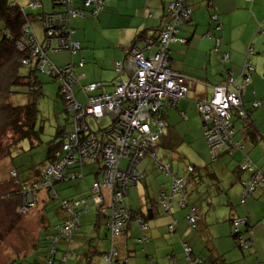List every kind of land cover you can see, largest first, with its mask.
Segmentation results:
<instances>
[{
    "label": "crops",
    "instance_id": "1",
    "mask_svg": "<svg viewBox=\"0 0 264 264\" xmlns=\"http://www.w3.org/2000/svg\"><path fill=\"white\" fill-rule=\"evenodd\" d=\"M84 1L75 0V5L86 8ZM173 1L103 0V8L98 15L85 14L72 20L75 29L73 37L82 45L80 52L72 56L67 50L51 49L49 56L57 65L83 59L86 63L76 68L78 74L84 73L86 83L101 81L104 84L101 92H111L119 78V71H124L121 73L123 78L125 73L130 76L126 68L119 70L116 63L123 61L127 65L130 51L139 41L137 37L140 34L155 43L151 50H145L146 55L158 49L159 35L167 23L166 15ZM41 2V10L51 12L47 8L52 0ZM188 3L192 8L191 17L179 27L178 36L181 39L170 46L172 67L190 78V91L176 107L167 108L165 135L156 148L157 155H147L134 163L135 171L140 172L143 178L128 188L124 200L129 210L146 217L149 229L144 234L149 240L139 243L138 238L143 232L136 220H131L122 234L114 242L111 241L108 237V216L100 214L88 201L89 209L81 214L80 228L70 240L60 239L58 242L56 257L61 258L64 251L73 252L66 258L65 264H110L102 254L110 251L112 246H116L120 253L118 264H190L186 262L185 244L191 246L197 262L202 258L203 263L206 261L208 264H264V187L257 189L247 203L241 205V180L247 179L249 174L236 172L245 153L264 170V0H188ZM85 13L90 14L89 11ZM212 14L215 17L211 18ZM32 26L41 40L43 24L35 21ZM40 28L41 31L38 30ZM251 45L254 53L250 58L254 71L251 83L243 91V100L251 109V120L259 136L253 141L243 128L242 121H235V137L244 142L245 153L236 150L232 156L222 155L212 162L204 135L202 137L201 130L197 128L202 122L197 103L208 99L212 86L224 81L228 75L237 78ZM214 46L220 51H215ZM225 53L229 57L223 61L221 56ZM84 79L81 83L85 84ZM78 85L75 93L79 100L84 101L86 95ZM254 101L260 104L253 108L251 102ZM198 143L203 144V151ZM123 161L126 162V159L123 158ZM158 161L172 162L178 175H185L187 165L196 166L197 172L187 186L186 196L196 206L199 215L197 228L189 225L186 218L188 211L178 206L177 196L172 204V213L166 214L159 196L161 192L170 190L171 178L159 171ZM209 171L216 175L213 178L208 176ZM72 182L76 183L74 187L59 184L60 189L54 184L57 196L87 198L91 185H86L83 179ZM66 186L64 193L69 194L68 197L62 194ZM131 187L137 190L136 199L131 195ZM75 194L78 195L73 197ZM49 196L48 190L42 189L38 194L36 212L30 219L27 218L33 223V246L27 253L16 252L5 264H22V256L32 255L42 246L45 250L37 253V260L32 264L50 263L49 240L52 236H60V228L71 214L61 206L60 199L50 200ZM77 209L81 208L78 206ZM108 212L111 213V210ZM237 216H247L251 222L254 241L246 252L239 251L230 236V220ZM174 219L177 225L170 232L168 225ZM42 236L44 244H41Z\"/></svg>",
    "mask_w": 264,
    "mask_h": 264
},
{
    "label": "built area",
    "instance_id": "2",
    "mask_svg": "<svg viewBox=\"0 0 264 264\" xmlns=\"http://www.w3.org/2000/svg\"><path fill=\"white\" fill-rule=\"evenodd\" d=\"M60 2L63 5L62 11L42 16L46 27L44 44L41 45L35 40L29 32L28 25L24 28L25 42L31 44L34 53L39 56L42 61L41 68H47L48 72L60 75L62 91L69 102L68 110L75 112V122L72 131L64 135L63 151L57 152L58 160L44 168L40 180L23 186L25 201L19 210L27 212L34 206L35 191L40 187H49L56 180L75 179L82 175L79 171L73 170L71 166L101 161L99 173L89 198L99 206L103 214L108 216V225L114 237L120 234L131 216L124 201L127 187L141 175L138 172H132L131 165L143 157L144 151L148 149L147 143L152 144L156 137V135H149L150 129L147 120L150 117V112H157L166 98L178 100L188 92L186 77L167 68L166 49L168 44L176 39L175 34L179 25L189 19L192 9L187 5L186 0L172 2L166 15L167 23L160 32L163 50L146 57L144 52L151 46L146 41L139 40L130 51L131 55L127 65L124 62L117 64L119 70L126 68L129 71L130 78L119 79L112 92L87 94L86 104H81L76 99L73 88L81 77H84V74H76L75 65L72 63L58 68L45 58L46 50L67 49L75 53L80 48V42L71 37L74 31L71 19L78 15L83 16L84 11H79L74 6L73 0H60ZM85 3L87 6L94 5L93 13H97L102 8L103 0H86ZM37 5L35 1L31 3L32 7ZM219 42L220 40H218ZM251 53H253L252 45L249 46L248 56L244 61L242 88L236 87L234 90H230V87L234 85L233 80L230 79L225 84L215 85L211 99L198 104L208 123L206 136L210 141L212 152L215 148H221V145L227 148L238 145L232 138L231 108L240 107L242 104V93L247 82L250 81L253 71V64L249 57ZM228 57L229 54L225 53L223 61ZM100 87H102L100 82L90 83L84 87V91L91 93ZM242 113H245L244 110ZM103 117L111 119L107 126L100 127L98 124ZM145 120L146 122H144ZM91 121L98 127L94 128ZM160 124L162 123L160 122ZM134 131L141 134L140 139L137 137L138 135L133 136ZM145 133L149 136L146 140H141L142 135L146 136ZM55 141L57 142L58 139ZM151 155L155 156L156 154L152 153ZM122 157L131 159V165L127 171L119 168ZM248 166H251L250 162L245 163L243 168ZM13 173L15 174L14 171ZM185 181V177L174 178L170 198L163 192L159 196L160 203L165 204L175 192H181L180 189ZM256 186H258L257 179H252L244 191V195L253 192ZM183 202L184 198L181 199V204ZM62 203L70 212L71 217L66 219L60 228V236L52 238L51 253L56 251V245L60 238L71 239L73 232L79 227L81 211L87 210L85 199L63 200ZM78 206L81 207V210L77 209ZM164 207L168 209V203ZM108 208L111 209V213L108 212ZM195 219L196 216L193 214L188 216V220L191 222H194ZM139 221L143 228H147L148 224L143 219L139 218ZM186 249L188 253H191L190 247ZM116 255L117 250L112 247L108 253L104 254V257L111 262Z\"/></svg>",
    "mask_w": 264,
    "mask_h": 264
},
{
    "label": "trees",
    "instance_id": "3",
    "mask_svg": "<svg viewBox=\"0 0 264 264\" xmlns=\"http://www.w3.org/2000/svg\"><path fill=\"white\" fill-rule=\"evenodd\" d=\"M26 4L22 3L21 0H0V137L5 136L6 138V144L4 145L5 150H2L0 153V160L4 159L5 157H7L8 155H10V153L13 151V147L16 146V144L18 142H21L22 139L28 138L31 146H34L36 143H38L41 140V134L43 131L42 126H37L38 124V118H39V114H40V108H39V100L41 97H43L44 95V91H43V81L40 79V74L43 75H47L49 77H51L52 79L59 81V91H58V96L61 99V102L64 105V109L68 112V114L70 116H68L69 120H71L72 123V128L70 130H67L64 126H59L58 129L56 130L55 134L52 136L51 140L47 143V147H46V156H45V160L43 162V164H37L32 166L31 170H33L36 167H42L43 165H45L46 163L52 161L55 158V152L58 149L60 152L63 151L62 148V144L64 141V135L67 133H70L73 129V123L74 121V117H75V112L74 111H70L68 110V100L65 98V94L63 93V89L61 86V79H60V75L56 74L55 72H48L47 68H41V64L42 61L40 60L39 56L34 53V49L31 46V44H27L24 41V26L28 25L29 23H34L36 22H42V16L45 15V12L42 9V2L41 0H26ZM35 1L37 2V6L32 7L31 3ZM86 1V0H85ZM84 1V2H85ZM176 1V0H174ZM173 1V2H174ZM187 1V5L189 7H191V5L188 3ZM252 1V0H249ZM74 6L77 7L75 5V0H73ZM94 6V5H93ZM93 6L91 5H85L86 8H81V7H77L79 11H84L83 15H98L100 13V11L103 8V3H102V8L97 12V13H93ZM63 9V5L61 4L60 0H52V11L53 13H57L62 11ZM192 9V8H191ZM90 14H87L85 12H88ZM85 15V16H86ZM77 17H80V15H78ZM76 17V18H77ZM191 17V15H190ZM189 17V19H190ZM213 17V14L211 15V18ZM188 19V20H189ZM188 20L183 21L179 27L186 23ZM73 26V22L71 23ZM217 26V25H216ZM74 27V26H73ZM46 28V27H45ZM178 31L175 34L176 39L172 42H170L168 44V48L166 49V54H167V68H169L170 70H172L173 72H176L177 74L183 75L186 77V85L188 87V92L187 94L183 97L186 98L188 96V93L190 91V78L183 74L182 72L175 70L172 67L171 64V44L174 43L177 40H180L181 38L178 36ZM144 34V33H143ZM160 36V35H159ZM48 37H52V36H48ZM46 37H44L43 39L45 40ZM137 40H143L146 41V43L148 45H150L151 47L147 50H151L153 48V45L155 44L154 41L146 39L142 34H140L137 37ZM38 42V40H37ZM42 43L43 42H39ZM22 44V46H21ZM44 44V43H43ZM143 45V43H142ZM31 46V47H30ZM82 49V45L80 42V48L73 53L72 51L68 50L71 55L73 56L74 54H77L80 52V50ZM163 47L161 45V37H159L158 40V49L156 51H154L153 53L146 55V57L153 55L159 51H162ZM214 50L215 51H220L218 49L217 46H214ZM50 50H46L45 51V58L49 59L50 62H52L56 67L60 68L65 66L64 65H57L49 56V52ZM145 53V52H144ZM254 53V52H253ZM251 53V54H253ZM250 54V55H251ZM249 55V57H250ZM248 56V55H247ZM223 57V55L221 56V58ZM251 59V58H250ZM223 60V59H222ZM252 61V60H251ZM123 61H118L116 63V67L117 64L122 63ZM74 64L75 65V71L77 67H82L86 62H84L83 59L78 60V61H72L69 62L67 64ZM253 64V61H252ZM22 66H27L29 67V71L26 73H22L21 72V67ZM244 63L242 65V71L241 73L237 76V78H234L232 75H228V77L217 84H214L213 87V91L211 93V96L214 92V86L218 85V84H225L227 83L230 79L233 80L234 85H232L230 87V90H234L236 87H241L244 84V77L242 75L243 71H244ZM253 71H254V66H253ZM250 75V81L247 82L248 86L251 83V76L252 73ZM77 72V71H76ZM118 72V71H117ZM124 72V71H122ZM122 72L119 71V78L118 80L114 83H118L119 79H129L130 76H128L127 73L124 74L125 78H123L122 76ZM229 74H231L229 72ZM121 76V77H120ZM82 82V79L80 80ZM79 83L82 91H84V87L86 85H88L89 83H94V82H88V83ZM101 82V81H100ZM246 82V81H245ZM102 83V82H101ZM20 85V86H25V90L21 91V90H16L13 88V85ZM104 86V84L102 83V87ZM245 86V88H246ZM77 87V86H76ZM73 88L74 94L76 99L78 100L79 103L81 104H86L87 98H85L84 101L79 100V98L77 97L76 93H75V88ZM100 87V88H102ZM24 88V87H23ZM100 88H98L96 91H93L91 93H87V94H99L101 93ZM18 93H23L26 94L28 96L27 101L24 104H17L13 101V97L14 95L18 94ZM244 93V92H243ZM243 93H242V104L240 107H232L231 108V117H230V122L232 124V129H233V140L235 141V143L237 142L238 145L235 147H225L224 145H221V148H215L214 152H212L211 150V146H210V141L206 136V125H208V123L205 121L204 118V114L201 112V110L199 109V102H207L211 99V96L208 99H202L200 101H198L197 103V108H198V112L202 118V123H203V135L207 144V148L210 154V158L212 159V162L217 161L222 155H233L234 152H236V150H242L245 153V144L242 140H237L235 137V133H236V128H235V121H242L243 125H244V129L247 131L248 136L253 140L256 141L258 139V130L256 129V127L254 126L253 121L251 120V109L250 107L246 106V103L243 100ZM87 94L86 97H87ZM180 98V99H183ZM175 100L173 98H166L165 100H163V104L161 107H159V109L157 110V112H150V117L147 120L148 125H149V129H150V134L149 135H156L154 142L151 143H147V147L148 149L146 151H144V155L143 157H141L139 159L142 160L144 157H146L147 155L151 156L152 153H156V148L158 145H160L163 141V137L165 135V114H166V110L168 107H176L178 101L180 100ZM260 104L259 101H254L251 102V106L257 107ZM244 110L245 113H242V111ZM102 120V119H101ZM146 122V120L144 121ZM160 122L162 124H160ZM211 126V125H210ZM100 127H102L100 125ZM39 128V129H38ZM138 133V134H137ZM145 135H142L141 140H146L147 136H149L147 133H145ZM11 135V136H10ZM137 136L141 137V134L138 131H134L133 132V136ZM10 136V140L8 139V137ZM132 136V137H133ZM55 139H58V141L56 142ZM236 143V144H237ZM156 155L154 157H156ZM152 157V158H154ZM131 159L130 157L126 158V166L129 165ZM159 162V161H158ZM247 162L251 163V166L247 167V168H243V165ZM211 163L207 164L206 167H208V165H210ZM90 165H94V164H90ZM134 165V164H133ZM159 171L163 174H165L166 176H168L169 178H171V187L170 190L168 192H164L169 198L171 195V191H172V187H173V182H174V178L176 177H185L186 181L184 183V185L181 187V192H175L172 196L171 199H168L166 201L165 204H162L163 208L165 209L166 214L170 215L172 213V204L174 201V198L177 196L179 197V201L178 206L182 209H186L188 211V214L186 215L187 221L189 223V225L193 228H197V222L199 219V215L196 212V206L191 203L188 200V196H186V192H187V186L191 180V178L196 174V166L195 165H187V171L185 173V175H178L177 173H175V170L173 169L174 166L171 163H157ZM96 170L98 171L99 169V165L98 163L96 164ZM124 166V167H126ZM11 167V166H10ZM192 167V169H191ZM251 167H253L251 169ZM15 172V174L11 171ZM39 170V168H38ZM31 171L30 175L27 178H24L23 180H21V183H31L33 181H35V179H37V173L39 171ZM239 171L240 173L242 172H247L249 174V177L247 179H243L241 180L242 182V190L240 192V204L241 205H245L247 203V200L253 196V194L256 192L257 189L259 188H263L264 187V170L259 166V164H257L252 158H250L248 155H246L245 153V158L243 157V159H241V161L239 162V165L236 167V172ZM95 172V170L93 171ZM10 175L11 177H13L14 181L18 180L19 176H20V171L17 170V167H13L10 168ZM140 173V172H139ZM141 174V173H140ZM207 175L210 177H214L216 174L214 172H207ZM258 175V176H257ZM34 177H36L35 179H33ZM143 178V175L141 174L139 176V178L136 180L140 181ZM252 179H257L258 182V186H256L255 190L247 195H244V191L246 190V188H248L249 183L251 182ZM12 181V180H11ZM16 182V181H15ZM17 183V182H16ZM32 184V183H31ZM18 186V188L16 189L15 186L13 185H9V187L11 188V192L8 194V196H11L12 198H15L16 203L20 204L22 203V192L21 191V185L19 183H17L16 187ZM23 187V185H22ZM24 189V188H23ZM163 193V192H161ZM160 193V194H161ZM184 198V202L183 204H181V199ZM168 203V209H166L164 207V205H166ZM126 204V203H125ZM127 207V205H125ZM128 211L130 212V219L128 220L127 224L122 228L121 232L119 235L116 236H112V230L109 227V234H111V241L114 242L115 238L117 236H120L123 232V229L126 228V226L129 224V222L131 220H136V222L140 225V221L139 218H143V221L145 223L148 224L147 228H143V226L140 225V230H142L143 234L141 235V237L138 238L139 243H145L147 240H149L147 234L144 232H147L149 229V222L147 221L146 217L144 216H139L136 213L132 212L131 210H129V208L127 207ZM190 214H193L196 216V219L194 222H191L188 220V216ZM231 233L230 236L232 238V240H234L235 242V246L237 248H239L240 251L246 252L248 250H250L251 245L253 244V236L251 233V222L249 220V218L247 216H237V217H233L231 218ZM238 222V223H237ZM177 225V220L174 219V222L172 221L168 227L170 228V232H173L176 228ZM74 233V232H73ZM109 237V236H108ZM72 238V237H71ZM62 239V238H60ZM52 239H50V246L53 245V242L51 241ZM64 240V239H63ZM60 241V240H59ZM113 248H115L117 250L116 246H112ZM187 247H190L189 245L185 244L184 245V254L186 255V262H189L190 264H198V262L196 261L197 257L193 256V253H188L187 252ZM57 251L58 246H56ZM112 249V248H111ZM192 249V248H191ZM109 251L103 253L102 255L104 256V254L108 253ZM73 254V252L70 251H64L61 255V258L56 257V251L54 253H50L48 255L49 257V264H65L66 262V258H68L69 255ZM47 257V258H48ZM202 261L203 259L200 258ZM119 261H121V256L119 251L117 250V255L114 256L112 258V261L110 262V264H118ZM205 261V260H204ZM206 262V261H205ZM154 263V261H153ZM7 264V263H6ZM14 264V263H12ZM155 264V263H154ZM208 264V263H206Z\"/></svg>",
    "mask_w": 264,
    "mask_h": 264
},
{
    "label": "rangeland",
    "instance_id": "4",
    "mask_svg": "<svg viewBox=\"0 0 264 264\" xmlns=\"http://www.w3.org/2000/svg\"><path fill=\"white\" fill-rule=\"evenodd\" d=\"M21 2L26 4V0H21ZM50 9L52 10V3L48 2L47 10ZM38 30L41 31V28ZM28 71L29 67H21L22 73H26ZM39 76L40 79L43 81L44 91L43 97H41L39 100L40 114L37 124V126H42L43 128L42 133H40L41 140L34 146H31V143L28 138L22 139L21 142H18L16 146L13 147V151L10 153V155L0 160V264H5L6 260L9 259L11 256L15 255L16 252L27 253L31 246H33L35 241V234L34 230L32 229L33 223L27 218L30 219L31 215L36 212L35 208H37L38 205L32 210H29L28 212L18 211L16 208L18 203H16L15 198L8 196L12 188H10L9 185H13L17 189V183L21 185L20 181L24 178H27L30 175L31 171H37L38 168H40L36 167L31 170L32 166L40 163L41 165L43 164L46 156L47 143L51 140L52 136L55 134L59 126H64L67 130H70L72 128L71 120H69L68 118V116L70 115L64 109V105L61 102L60 97L58 96L59 81H56L47 75L40 74ZM86 81L87 79L85 78L84 82L86 83ZM13 88L21 91L25 90V86H20L17 84L13 85ZM27 99L28 96L23 93H18L13 97V101L17 104H24ZM107 122V118L102 119L100 121V125L102 127H105ZM197 128L201 130L203 137L202 122ZM192 129H195V127H192ZM10 136L8 137L9 140ZM5 144V136L0 137V153L2 150H5ZM198 145L201 151H203V144L198 143ZM121 165L122 167H124L126 165V162L123 161ZM10 166L11 168L12 166L17 167V170L20 171V176L18 180H15L17 183L13 180L14 178L11 177L9 173ZM96 167V164L87 165L84 167L86 175L83 180L86 181V185L90 186L93 184L94 175L91 171L96 170ZM168 181H170L169 178ZM59 184H67L70 186H73L74 184L76 185V183L72 181H61L56 183L55 187L60 189V187L58 186ZM66 188L67 186L62 189V194L64 197L70 196L69 194L64 193L66 191ZM137 194V190L131 187V195L135 199L138 196ZM77 195L78 194H75L73 195V197H76ZM22 198L24 199L23 194ZM48 198H50V200L60 199V197L52 198V196H49ZM41 238L43 240L41 241V244H44V236H42ZM109 239L111 240V234H109ZM43 247L44 246H42L40 251H43V249L45 250V247ZM40 251H36L35 253L33 252L32 255L26 254L22 256V264H32L33 262H35L37 260L36 257L38 256L37 253L40 254ZM14 264H17V262H15Z\"/></svg>",
    "mask_w": 264,
    "mask_h": 264
},
{
    "label": "clouds",
    "instance_id": "5",
    "mask_svg": "<svg viewBox=\"0 0 264 264\" xmlns=\"http://www.w3.org/2000/svg\"><path fill=\"white\" fill-rule=\"evenodd\" d=\"M50 13H53L52 11L51 12H45V15L46 14H50ZM76 18V17H75ZM74 18H72L71 19V23H72V20H73ZM43 22V21H42ZM43 24V34H42V39L40 40L37 36H36V34H35V31H34V28H33V26H32V23H29L28 24V26H29V32H30V34L35 38V40H38V42H44V37H46V28H45V26H44V23H42ZM27 26V25H26ZM71 26H72V24H71ZM24 28H25V26H24ZM72 28H73V33L75 32V29H74V27L72 26ZM73 33H72V35H71V37H72V39L73 40H75L74 39V37H73ZM24 41H25V31H24ZM78 41V40H77ZM80 42V41H79ZM60 50H67V49H60ZM68 51V50H67ZM222 59H223V57H222ZM228 60V59H227ZM226 61V60H225ZM245 61V60H244ZM66 65H68V64H66ZM65 65V66H66ZM64 67V66H63ZM75 73L76 74H78V72H76L75 71ZM84 74V73H83ZM79 75H81V74H79ZM83 77H81V79H82ZM80 79V80H81ZM78 81L76 84H75V86L74 87H76L81 81ZM94 83H97V82H94ZM101 83V82H100ZM90 84V83H89ZM115 86V85H114ZM114 89V88H113ZM113 91V90H112ZM111 91V92H112ZM85 94H87L86 92H84ZM87 98V97H86ZM105 118H107L108 119V122H107V124L105 125V126H107L108 124H109V120L111 119L110 117H103L102 119H105ZM100 121H101V119H100ZM91 125L95 128V127H98V126H100V122H99V124H98V126L93 122V121H91ZM57 152L59 153L60 151L57 149L56 150V152H55V158L52 160V161H50V162H48V163H46L45 165H43L42 167H40L39 168V172L37 173V179H35L36 177H34L33 179H35V181H37V180H40L41 179V177H42V172H43V170H44V168H46L47 166H49L50 164H52V163H54L56 160H58V156H57ZM63 155V154H62ZM126 159L127 157H122L121 158V160H120V163H119V168L121 169V170H123V171H127L128 170V168H129V166L131 165V163H129V165L128 166H126V167H122V159ZM139 161V160H138ZM137 161V162H138ZM98 163V165H99V169H100V164H101V161L99 162V161H96V162H87V163H84V164H82V165H78V166H71V168L73 169V170H77V171H79L82 175L80 176V177H77V178H75V179H68V180H56V181H54L49 187H40L39 189H37L36 191H35V204H34V206H32L29 210H32L34 207H36L37 206V203H38V194H39V192L42 190V189H46V190H48V193H49V195H50V197L52 196V198L54 197V198H56V197H58L57 196V194H56V192H55V190L53 189V186H54V184H56V183H58V182H61V181H75V180H78V179H84L85 178V173H84V167L85 166H87V165H90V164H97ZM134 164V163H133ZM133 164L131 165L132 166V172H138V171H135V169H134V167H133ZM99 169H98V171L97 170H95V172H93L94 173V180H93V184H94V181L96 180V177H97V174L99 173ZM14 171V170H13ZM13 171H11V172H13ZM139 173V172H138ZM140 174V173H139ZM137 180V179H136ZM34 182V181H33ZM32 183V182H31ZM31 183H21V191L23 190V187H22V185L24 186V185H29V184H31ZM135 183V181L133 182V183H131V184H129L128 185V187H127V190H128V188L131 186V185H133ZM93 184L89 187V189H90V192H89V195L87 196V198L86 197H83V198H79V199H68V198H60V203H61V206L63 207V208H65L64 206H63V203H62V201L63 200H69V201H76V200H81V199H85V204L87 205V210L86 211H88V209H89V206H88V204H89V202L88 201H90L96 208H97V210H98V212L100 213V214H103V212H101V210L99 209V206L97 205V204H95L94 203V201L92 200V199H90L89 198V196H90V193H91V189H92V186H93ZM22 194L24 195V193L22 192ZM126 194H127V191H126V193H125V196H126ZM125 199V198H124ZM24 201H25V198L22 200V203H20V204H18V206H17V210L18 211H20L19 210V207L21 206V205H23L24 204ZM81 208V207H80ZM67 211H68V209L67 208H65ZM110 208H108L107 210H109ZM28 210V211H29ZM78 210H81V209H78ZM111 210V209H110ZM27 211V212H28ZM85 210L84 211H81V213H80V215H79V219H80V217H81V214L83 213V212H86ZM69 212V211H68ZM70 213V212H69ZM103 215H105V214H103ZM106 216V215H105ZM68 219V218H67ZM107 224H108V221H107ZM80 226H81V220H80V222H79V227L75 230V231H77L79 228H80ZM109 226V225H108ZM74 231V232H75ZM74 234V233H73ZM54 236H52L51 237V239L53 238ZM52 241V240H51ZM53 246V245H52ZM52 246H50V248H49V254L51 253V248H52ZM56 246H58V244L56 245ZM56 252H57V248H56ZM191 252H192V249H191ZM50 262V261H49ZM203 263V261L202 260H199V262H198V264H202ZM203 264H206L205 262L203 263Z\"/></svg>",
    "mask_w": 264,
    "mask_h": 264
}]
</instances>
